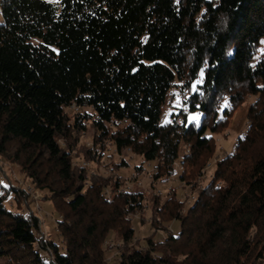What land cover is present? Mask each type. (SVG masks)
<instances>
[{
  "label": "trees",
  "instance_id": "trees-1",
  "mask_svg": "<svg viewBox=\"0 0 264 264\" xmlns=\"http://www.w3.org/2000/svg\"><path fill=\"white\" fill-rule=\"evenodd\" d=\"M0 15V155L13 146L22 173L61 216L59 241H43L31 210L7 207L24 192L0 186V261L103 264L109 233L132 238L129 216L144 194L72 164L70 140L85 122L94 146L110 142L156 162L152 183L179 165L188 185L187 169L201 173L212 135L254 97L246 133L185 215L175 198L161 205L178 233L159 254L133 250L118 264L262 263L264 149L247 152L264 132V0H0ZM69 108L82 112L70 120Z\"/></svg>",
  "mask_w": 264,
  "mask_h": 264
},
{
  "label": "rangeland",
  "instance_id": "rangeland-1",
  "mask_svg": "<svg viewBox=\"0 0 264 264\" xmlns=\"http://www.w3.org/2000/svg\"><path fill=\"white\" fill-rule=\"evenodd\" d=\"M44 1L57 2V0ZM2 22L0 15V24ZM180 94L175 103L178 107L181 106L182 100V94ZM254 100V97H246L244 103L231 113L226 122V128L212 135L210 154L200 160L199 167H203L201 173L197 174L196 169H194V173L187 169L188 185L179 181L178 175L181 170L179 165H176V172L170 178L152 183L156 162L145 163L128 149L117 152L110 142H105L103 146H94L92 142L96 131L91 127L90 122H85L84 130L74 133L70 143L72 144V164L75 168L81 166L85 168L87 174L93 176L108 178L117 175L122 181V190L144 194L142 209L129 216V225L133 230L132 238L125 242L116 232L109 233L102 245L103 264H118L122 255L133 250L154 248L159 254V251L164 248V245L161 244L165 242L166 238L179 231V221L169 220L161 205L163 206V202L167 198H175L177 202L181 203V215H185L197 192L211 180L216 165L228 154L234 152L236 144L246 133L250 124L247 119L248 112ZM166 110H168V106L165 113ZM78 112H82V110L76 108L66 110L70 120H73ZM193 118V115L189 117V119ZM255 143L254 147L248 150L247 157L254 156L264 149V132ZM99 149L103 151L98 156L97 150ZM88 150L90 154L87 155L86 151ZM186 151L185 146L180 147V154ZM86 157L94 158L95 162L87 161ZM14 158L15 149L13 146H7L5 153L0 155V186L7 187L10 182L14 187L22 190L24 196L17 203L8 201L7 207L12 211L19 212L25 209L31 210L40 227L36 236L40 238V232H43L46 240L58 242L57 221L61 216L55 211L53 204L48 199V194L36 189L31 184ZM199 174L200 176H198ZM106 197L111 199L110 189H108ZM168 206L171 207V204ZM0 264H5V262L0 261Z\"/></svg>",
  "mask_w": 264,
  "mask_h": 264
},
{
  "label": "built area",
  "instance_id": "built-area-1",
  "mask_svg": "<svg viewBox=\"0 0 264 264\" xmlns=\"http://www.w3.org/2000/svg\"><path fill=\"white\" fill-rule=\"evenodd\" d=\"M39 229H40V227H39ZM39 229H38V230H39ZM40 234H41V236H40L39 239L45 241L46 239L44 238V233H43V232H40ZM41 237H42V238H41ZM45 254H46V256H47V253H45ZM47 257H48V256H47Z\"/></svg>",
  "mask_w": 264,
  "mask_h": 264
},
{
  "label": "bare ground",
  "instance_id": "bare-ground-1",
  "mask_svg": "<svg viewBox=\"0 0 264 264\" xmlns=\"http://www.w3.org/2000/svg\"><path fill=\"white\" fill-rule=\"evenodd\" d=\"M261 264H264V259H263V261H262V263Z\"/></svg>",
  "mask_w": 264,
  "mask_h": 264
},
{
  "label": "snow or ice",
  "instance_id": "snow-or-ice-1",
  "mask_svg": "<svg viewBox=\"0 0 264 264\" xmlns=\"http://www.w3.org/2000/svg\"><path fill=\"white\" fill-rule=\"evenodd\" d=\"M199 81H197V83H198Z\"/></svg>",
  "mask_w": 264,
  "mask_h": 264
}]
</instances>
